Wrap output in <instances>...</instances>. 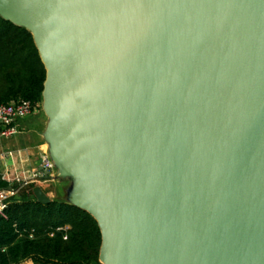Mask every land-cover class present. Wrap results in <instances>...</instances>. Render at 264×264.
Here are the masks:
<instances>
[{"label": "water", "instance_id": "water-1", "mask_svg": "<svg viewBox=\"0 0 264 264\" xmlns=\"http://www.w3.org/2000/svg\"><path fill=\"white\" fill-rule=\"evenodd\" d=\"M0 5L47 69L57 173L32 182L71 181L67 200L100 225L101 264H264V0Z\"/></svg>", "mask_w": 264, "mask_h": 264}, {"label": "trees", "instance_id": "trees-1", "mask_svg": "<svg viewBox=\"0 0 264 264\" xmlns=\"http://www.w3.org/2000/svg\"><path fill=\"white\" fill-rule=\"evenodd\" d=\"M46 78L32 32L0 15V105L28 100L38 108ZM35 186L10 198L0 213V264H101L95 217L67 199L38 202ZM8 187L0 176V189Z\"/></svg>", "mask_w": 264, "mask_h": 264}, {"label": "crops", "instance_id": "crops-1", "mask_svg": "<svg viewBox=\"0 0 264 264\" xmlns=\"http://www.w3.org/2000/svg\"><path fill=\"white\" fill-rule=\"evenodd\" d=\"M19 128L20 133L15 136L5 138L0 135V176L3 180H5L4 176L6 175L10 177L17 174L25 175L28 180L42 176L39 172L42 166V158L45 156L50 158L51 134L55 128V124L45 107L44 96L33 114L20 121ZM56 173L55 168L53 175ZM56 181L62 180H43L35 183L41 185L52 196V192H56V189L50 188V183ZM31 183L33 182L18 184L15 197H19L20 193Z\"/></svg>", "mask_w": 264, "mask_h": 264}, {"label": "built area", "instance_id": "built-area-1", "mask_svg": "<svg viewBox=\"0 0 264 264\" xmlns=\"http://www.w3.org/2000/svg\"><path fill=\"white\" fill-rule=\"evenodd\" d=\"M37 108H34L32 103L28 100H21L19 102H12L9 104L0 105V135L5 138H9L20 133L19 123L21 120L27 118ZM42 166L50 171L53 175L55 171L54 162L45 156L42 158ZM36 178V177H35ZM33 178V179H35ZM4 179L9 182L10 187L0 189V213L8 205V200L15 196L17 190L15 185L18 184H28L32 182L33 179L28 180L25 175H15L10 177L9 175L4 176Z\"/></svg>", "mask_w": 264, "mask_h": 264}, {"label": "rangeland", "instance_id": "rangeland-1", "mask_svg": "<svg viewBox=\"0 0 264 264\" xmlns=\"http://www.w3.org/2000/svg\"><path fill=\"white\" fill-rule=\"evenodd\" d=\"M3 5H0V8L5 10ZM6 11V10H5ZM196 95V94H195ZM195 98V97H194ZM195 100V99H194ZM194 100L192 102V107L194 106ZM191 117V112L189 111L188 117L185 122L184 129L182 131L181 139L178 146V154H177V165H178V176L180 179L181 184V194H180V208L181 211L184 209V195H183V185L184 180L187 177V175L190 176V171L194 168L196 159L195 156L197 155L196 149H194L193 145V134H192V126L189 123V119ZM70 181L69 180H62V181H56L50 183V188L56 189V192H52V199H67L68 197V187H69ZM106 223V222H105ZM110 223V222H109Z\"/></svg>", "mask_w": 264, "mask_h": 264}]
</instances>
